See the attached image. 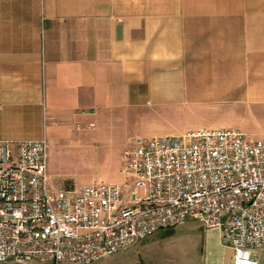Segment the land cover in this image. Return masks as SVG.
<instances>
[{
	"label": "crops",
	"instance_id": "0c3cea01",
	"mask_svg": "<svg viewBox=\"0 0 264 264\" xmlns=\"http://www.w3.org/2000/svg\"><path fill=\"white\" fill-rule=\"evenodd\" d=\"M222 116L264 138V0H0V141H59L105 120L127 139L169 135ZM163 231L134 246L146 241V263L164 255ZM171 236L183 264L198 249L195 264H234L217 228L190 220ZM249 259L264 264V249Z\"/></svg>",
	"mask_w": 264,
	"mask_h": 264
},
{
	"label": "built area",
	"instance_id": "2783aa9c",
	"mask_svg": "<svg viewBox=\"0 0 264 264\" xmlns=\"http://www.w3.org/2000/svg\"><path fill=\"white\" fill-rule=\"evenodd\" d=\"M47 152L45 136L0 141V263L92 264L190 220L219 229L234 264L264 249V138L228 127L135 137L120 181L71 188L52 184Z\"/></svg>",
	"mask_w": 264,
	"mask_h": 264
},
{
	"label": "rangeland",
	"instance_id": "374dc122",
	"mask_svg": "<svg viewBox=\"0 0 264 264\" xmlns=\"http://www.w3.org/2000/svg\"><path fill=\"white\" fill-rule=\"evenodd\" d=\"M235 118L222 116L209 128L233 127ZM94 126L95 123L93 122ZM93 126V127H94ZM90 125L87 129L93 128ZM89 129V130H91ZM121 129V126L112 120L103 121L97 132L82 133L74 130L72 136L63 140L48 139L47 173L50 181L63 188L80 187L95 180L105 182H118L121 180L119 166L121 154L128 142L135 138H129ZM133 136V135H132ZM127 139V140H126ZM195 222V221H193ZM190 234V233H189ZM192 235V233L190 234ZM139 244V243H138ZM137 244V245H138ZM144 244V245H143ZM141 246L115 253L105 259L106 261L93 264H108L112 261L120 264H183L181 245L178 239H173L171 234L157 237L154 246L163 254L146 263V241ZM172 249L173 252H168ZM194 254V255H193ZM190 254L191 262H197V254ZM169 257L170 259H168ZM0 264H49L47 262L33 261L31 263H15L5 261Z\"/></svg>",
	"mask_w": 264,
	"mask_h": 264
},
{
	"label": "trees",
	"instance_id": "16d2710c",
	"mask_svg": "<svg viewBox=\"0 0 264 264\" xmlns=\"http://www.w3.org/2000/svg\"><path fill=\"white\" fill-rule=\"evenodd\" d=\"M172 229H173V228H169V229L164 230V231H163V234H164V235H169V234H171V233H172Z\"/></svg>",
	"mask_w": 264,
	"mask_h": 264
}]
</instances>
